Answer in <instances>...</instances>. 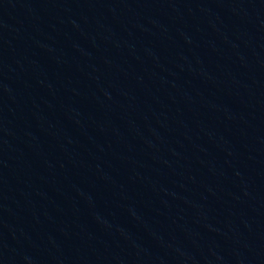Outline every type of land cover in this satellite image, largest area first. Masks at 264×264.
Returning a JSON list of instances; mask_svg holds the SVG:
<instances>
[{
  "label": "water",
  "instance_id": "1",
  "mask_svg": "<svg viewBox=\"0 0 264 264\" xmlns=\"http://www.w3.org/2000/svg\"><path fill=\"white\" fill-rule=\"evenodd\" d=\"M57 264H264V0H14Z\"/></svg>",
  "mask_w": 264,
  "mask_h": 264
}]
</instances>
